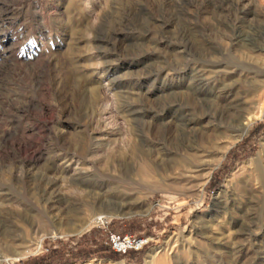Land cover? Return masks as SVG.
I'll list each match as a JSON object with an SVG mask.
<instances>
[{
    "label": "rangeland",
    "instance_id": "rangeland-1",
    "mask_svg": "<svg viewBox=\"0 0 264 264\" xmlns=\"http://www.w3.org/2000/svg\"><path fill=\"white\" fill-rule=\"evenodd\" d=\"M251 48L264 53V0H0V264H30L91 230L93 247L110 231L149 241L132 260L53 264H264V189L242 184L252 166L237 168L264 139V66L261 115L205 182L235 132L191 89ZM188 95L197 110L187 105L179 131L189 109L174 105ZM209 138L197 170L189 148ZM89 191L104 202L81 207ZM107 205L122 211L106 216Z\"/></svg>",
    "mask_w": 264,
    "mask_h": 264
},
{
    "label": "bare ground",
    "instance_id": "bare-ground-1",
    "mask_svg": "<svg viewBox=\"0 0 264 264\" xmlns=\"http://www.w3.org/2000/svg\"><path fill=\"white\" fill-rule=\"evenodd\" d=\"M260 51L261 49L259 48H255V49L251 48L249 52L244 55L243 59H239L237 63H229L226 61L219 60L216 66L212 67L209 70V73L206 74V76L197 75L192 79L193 82L191 89H193L192 91L193 94L192 93L191 94L197 97L199 100H201L204 111L210 108L211 109L214 108L215 111L218 112L219 116L226 117L228 119V123L225 129L234 130L235 132L234 135L229 137L228 141L218 149L215 148L216 145L212 142L211 138H209L208 141H202L197 146H193L189 148V150L193 151L192 154L193 161L190 160L191 165L195 167L197 170L199 169L200 166L199 163H201L200 160L202 161L200 157L202 156V153L206 151L205 149L206 143L211 142L210 145L212 146V148H215L214 150L216 152L217 158L214 160V162L212 163L209 162L210 164H208V167L206 168L207 171L204 176V182L207 180L208 176L210 175L212 166L222 159L224 152L226 151L228 146L232 144L237 138L241 136L242 133L246 131V129L250 124V121L254 120L255 118H258L262 113V108L258 106V104H256V101L253 99V95L258 90V87L261 86V83L258 80V76L263 69L262 66H264V53ZM250 75L251 77H249ZM240 76H242L243 78ZM190 95H188L187 99L184 98L185 100L182 99L178 101L174 106L179 108L180 107L188 108L187 105H190L191 109L194 108L195 110H197L194 100L188 99L191 97ZM190 108H188L189 113L183 111L178 115L176 119L178 125L177 128L178 130L180 129L179 131L185 130V128L193 120V118L190 117L191 116ZM159 149L158 151H160ZM152 155H153V151L152 149H150L148 153L145 154L141 153V155L138 156L141 162L138 169V172L140 174L145 173V171L149 168L148 163L152 161L150 160V157ZM125 160L123 159L122 162ZM246 164L247 165L240 164L237 166L238 170L240 171L245 170L247 166H252L250 169L251 171H249L248 173L245 172L246 174L243 173L244 176L242 177L241 180L242 184L244 186H249V187L259 186L264 189V139L260 143L256 157L254 159H250L249 161H247ZM233 175L234 173L231 176ZM62 180H64L63 177H61V181ZM108 191L110 192V194L117 192L116 190L113 189L112 191L108 189ZM92 194H93L92 191H89L85 194V196L77 199V202H79L81 207L86 206L91 209L94 208V204L98 205L104 202V199L102 198L101 195L92 196ZM89 198L91 201H88ZM59 200L66 201V199L63 200V198L61 197H59ZM225 206L226 205L224 204L220 205L219 207L220 210L221 211L224 210L226 208ZM65 210L72 217L78 214V211H76L73 207L70 206L66 207ZM120 211H122L121 207H117V206L112 207V205L110 206L107 205V208L104 210L106 216L113 215L116 212H120ZM101 217L102 216L97 217L96 220ZM84 224L86 225V223Z\"/></svg>",
    "mask_w": 264,
    "mask_h": 264
},
{
    "label": "trees",
    "instance_id": "trees-1",
    "mask_svg": "<svg viewBox=\"0 0 264 264\" xmlns=\"http://www.w3.org/2000/svg\"><path fill=\"white\" fill-rule=\"evenodd\" d=\"M95 230H91L89 233L86 232L82 234L79 238L73 236L72 239L76 240L74 245L69 246L67 243L62 242L58 247L51 248L40 255H36L30 264H53L60 261H72L74 263H81L85 259L91 256H111L118 258L120 256L127 257L132 260V255L130 254L133 250H127L122 253L114 250L109 244H99L96 247L91 246L90 243H85L89 235H93ZM123 233V232H119ZM25 264H29L26 262Z\"/></svg>",
    "mask_w": 264,
    "mask_h": 264
},
{
    "label": "built area",
    "instance_id": "built-area-1",
    "mask_svg": "<svg viewBox=\"0 0 264 264\" xmlns=\"http://www.w3.org/2000/svg\"><path fill=\"white\" fill-rule=\"evenodd\" d=\"M102 218V217H101ZM98 218L97 220H102ZM149 241L147 237H136L129 233H119L110 231L108 234L107 242L116 251L126 252L127 250H140Z\"/></svg>",
    "mask_w": 264,
    "mask_h": 264
}]
</instances>
